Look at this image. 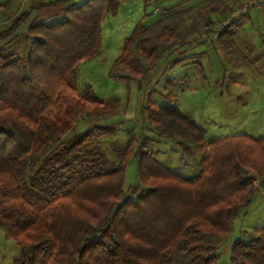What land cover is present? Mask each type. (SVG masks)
Returning <instances> with one entry per match:
<instances>
[{
  "label": "trees",
  "instance_id": "1",
  "mask_svg": "<svg viewBox=\"0 0 264 264\" xmlns=\"http://www.w3.org/2000/svg\"><path fill=\"white\" fill-rule=\"evenodd\" d=\"M71 1L31 4L0 33V224L20 248L13 264H217L213 237L230 233L259 190L256 175L264 179V137L239 134L207 142L206 129L169 94L164 106L145 107L142 114L160 138L177 140L189 159L195 149L206 153L191 177L160 162L147 149L148 137L137 149V138H131L109 160L91 140L115 136L116 126L95 124L65 140L83 116L96 123L118 105L106 103L92 87L80 92L72 74L99 53L104 21L118 15L120 3L86 0L52 24L33 18L36 11ZM233 27L220 32L222 46L235 44ZM20 36L29 43L25 56L6 48ZM176 37L174 26L157 34L139 22L110 77L146 81L178 45ZM132 157L138 168L135 199L125 191ZM231 263L264 264V227L256 238L234 243Z\"/></svg>",
  "mask_w": 264,
  "mask_h": 264
},
{
  "label": "rangeland",
  "instance_id": "2",
  "mask_svg": "<svg viewBox=\"0 0 264 264\" xmlns=\"http://www.w3.org/2000/svg\"><path fill=\"white\" fill-rule=\"evenodd\" d=\"M244 1L205 0L187 7L184 12L168 5L150 9L142 24L148 29H155L157 34L164 33L168 25L174 26L179 42L163 55L148 79L142 83L139 80L126 82L110 77L115 65L121 67L119 59L125 40L131 36L141 17L122 15L117 20H106L101 50L93 59L80 63L72 77L80 92L92 87L106 103L118 105L96 123L83 116L65 140L87 132L95 124L116 126L115 136L96 135L91 140V146L98 147L109 160L116 159L117 153L126 147L131 138H137V149L141 141L148 137L147 149L154 154L162 152L160 156L155 154L160 162L167 163L170 170L181 176H186V171L191 176L193 171H199L206 153L195 149L190 141L179 139L195 149L194 157L189 159L177 145V140L165 141L166 138H160L147 122L146 115L142 114L145 107H160L168 103L165 98L169 94L175 97L178 107L186 115L206 129L207 142L239 134L256 139L264 137V49L259 50L264 45V19L255 18L256 33L238 39V42L236 38L231 46H222L218 40L220 32L231 23L236 24V13ZM31 4V0H15V3L0 0V33L8 29L12 21ZM63 14L60 13L53 22L60 20ZM237 29V25L233 27L234 31ZM209 36L214 39L207 41L206 45L208 54L212 53L211 61L197 52L200 47L196 45ZM183 41L191 42V45L183 47L179 44ZM6 48L25 56L29 43L21 36ZM179 59L182 61L173 66ZM114 71L121 73L119 69ZM189 166L191 169L184 168ZM137 172V159L132 157L126 171L125 191L133 199L136 197L131 193L138 183ZM256 179L259 190L252 204L234 219L227 236L212 239V245L217 247V264H232L231 249L234 243L238 239L250 241L256 238L264 227V190L259 185L262 178L256 175ZM19 256L17 242L9 238L0 224V264H13Z\"/></svg>",
  "mask_w": 264,
  "mask_h": 264
},
{
  "label": "crops",
  "instance_id": "3",
  "mask_svg": "<svg viewBox=\"0 0 264 264\" xmlns=\"http://www.w3.org/2000/svg\"><path fill=\"white\" fill-rule=\"evenodd\" d=\"M3 1H5V0H3ZM6 1H8V2L13 1V3H15V0H6ZM56 1H59V0H31V2H33V4L34 3H49V2H56ZM85 1L86 0H72L71 2L64 4V5L62 4V5H56V6H49V7L41 9L40 11H36L34 13L33 18H35L37 16L39 22L52 24V23H54L53 20L58 19L60 13H63L67 8L82 4ZM117 1L120 3V9H119L118 15L116 17L108 15L106 17V20H108V19L117 20V18H119L122 15H131V16H134L135 18L141 17L139 22H143L145 19L144 17L149 13L150 9H152L155 6H157L158 8H160L162 6H167V5L170 7L173 6L175 9H177V8L180 9L179 10L180 12H184L185 10H187L186 9L187 7L192 6L193 4L196 5L198 3H202L205 0H117ZM228 1L233 2L232 0H228ZM241 1H243V0H241ZM139 15H141V16H139ZM255 18H259L262 20L264 19V6H263L262 11H260V12L259 11H252V12L248 13L247 15L237 16L235 18V23L238 27V29L235 31L236 35H237V42H238V39H243L244 37H247L248 35H250L254 32L256 33L255 30H257L258 28H257V24L254 25L255 23H253ZM105 21H104V23H105ZM28 24H29V22H28ZM28 24H26L20 30V33L23 32L27 28ZM137 24H138V22H137ZM250 24H253L256 28H253ZM136 25H135V27H136ZM134 28H133V30H134ZM133 30H132V32H133ZM18 39H16L15 41H17ZM259 39L260 38H258V40ZM207 41L211 42V41H214V39L212 36H209L207 40H204L203 42H198L196 45L199 46L200 49L197 52H200L202 54V56L205 55L208 58V60L211 61V54L212 53L208 54V52H207V49H206V47L208 46ZM263 49H264V45L259 50L262 51ZM164 105L165 104H163L162 106H164ZM166 140H169V139H165V141ZM155 154L160 156L162 154V152L158 151ZM162 163L167 166V163H165V162H162ZM184 168L185 169H191L190 166L184 167ZM186 172H187V173H185L186 176H184V177H191L195 173L193 171V174L191 176H188L189 175L188 171H186Z\"/></svg>",
  "mask_w": 264,
  "mask_h": 264
},
{
  "label": "built area",
  "instance_id": "4",
  "mask_svg": "<svg viewBox=\"0 0 264 264\" xmlns=\"http://www.w3.org/2000/svg\"><path fill=\"white\" fill-rule=\"evenodd\" d=\"M264 0H245L236 13L237 16L247 15L252 11H262Z\"/></svg>",
  "mask_w": 264,
  "mask_h": 264
},
{
  "label": "water",
  "instance_id": "5",
  "mask_svg": "<svg viewBox=\"0 0 264 264\" xmlns=\"http://www.w3.org/2000/svg\"><path fill=\"white\" fill-rule=\"evenodd\" d=\"M259 185H260V188L264 190V179L260 181Z\"/></svg>",
  "mask_w": 264,
  "mask_h": 264
}]
</instances>
